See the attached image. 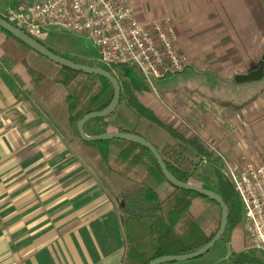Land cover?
Wrapping results in <instances>:
<instances>
[{
    "label": "rangeland",
    "instance_id": "1",
    "mask_svg": "<svg viewBox=\"0 0 264 264\" xmlns=\"http://www.w3.org/2000/svg\"><path fill=\"white\" fill-rule=\"evenodd\" d=\"M20 1L0 0V15L5 16ZM131 1L139 21H170L177 37V50L185 56L187 66L182 73L154 82V89L147 85L149 92L139 96L140 102L166 127L172 126L185 137L199 138L207 150V155L202 156L204 163L199 172L214 178L213 172L218 170L224 180L230 183L226 165L216 153L220 147L227 151L224 153H229L228 158H225L231 164L236 161L242 164L257 162L264 155V77L257 82H234L236 75L256 70L264 57V0H259L260 8L253 7L255 3L249 1L240 10L229 9V5L227 9L214 6L205 9L181 8L178 7L179 2L172 8L171 0ZM3 41L4 37L0 35V62L4 57L1 49ZM41 41L59 55L75 57L87 67L102 66L98 50L85 37L52 29L42 36ZM30 53L34 58L32 63L38 71L46 73L54 66L40 55ZM111 70L117 76L121 72H128L140 77L133 68L126 65L114 66ZM26 78L30 84L29 76ZM51 106L52 104L49 110ZM124 115L145 140L162 149L173 145L195 158L192 156L195 152L193 148L178 142L166 128L147 119H139L131 112L125 114L119 110L113 122L122 123ZM57 132L83 162L89 163L90 169L101 175L93 162L81 155L69 132ZM104 180L105 192L115 193L108 181ZM169 191L170 187L164 185L159 189V195L164 197ZM203 202L201 199L195 200L191 212L198 224L207 229L212 224L210 214L216 209L204 208ZM230 232L231 230L227 232L224 240L228 239ZM228 253V246L219 241L200 258L166 264H227L230 256L238 253L249 254L264 262L262 254L244 248L235 250L229 257Z\"/></svg>",
    "mask_w": 264,
    "mask_h": 264
},
{
    "label": "trees",
    "instance_id": "2",
    "mask_svg": "<svg viewBox=\"0 0 264 264\" xmlns=\"http://www.w3.org/2000/svg\"><path fill=\"white\" fill-rule=\"evenodd\" d=\"M0 17L14 26L4 16L0 15ZM0 35L4 37L1 44L4 53L1 60L3 67L21 86L23 84L13 72V68L16 66L25 68L31 84L29 95L34 100L52 101L48 113L53 126L57 131L69 132L74 137L73 144L79 147L84 159L92 161L97 171L114 189L120 204L126 240L123 264H149L164 256L187 255L201 249L213 238L221 220L219 206L196 193L175 189L169 185L156 160L147 149L119 140L88 143L80 139L77 123L87 114L104 111L112 101L113 89L107 80L96 75L77 73L52 62L54 66L50 67L48 72L38 71L33 64L34 58L30 53L33 52L32 50L1 28ZM29 37L53 54L74 64L85 66L75 57L59 55L41 40ZM91 67L103 69L117 79L120 86V101L110 116L89 120L84 125L85 134L94 137L106 132H119L144 138L129 123L125 115L122 123L113 122V118L120 110L125 114L131 112L139 119H147L159 127L166 128L178 142L193 148L195 152L192 156L195 158H191L173 145L162 149L148 141L161 156L167 171L177 181L201 187L221 197L228 209L226 231L219 240L224 241L227 232L241 223L242 209L232 186L224 180L218 170H214V178L199 172L204 163L202 156L206 154V147L199 138L185 137L172 126L166 127L140 102L139 96L149 92V88L137 74L121 72L120 76H117L104 65ZM164 185H168L170 191L161 197L159 189ZM197 199L204 201V208L216 209L210 214L212 224L207 229L198 224L195 215L191 212L192 204ZM227 264H264V262L249 254L238 253L230 256Z\"/></svg>",
    "mask_w": 264,
    "mask_h": 264
},
{
    "label": "crops",
    "instance_id": "3",
    "mask_svg": "<svg viewBox=\"0 0 264 264\" xmlns=\"http://www.w3.org/2000/svg\"><path fill=\"white\" fill-rule=\"evenodd\" d=\"M249 1L261 7L259 0L170 3L240 10ZM135 17L139 21L136 11ZM13 72L23 86L0 62V264H123L126 240L116 194L105 192L104 178L59 135L48 113L52 102L29 95L24 67ZM224 152L216 151L228 158ZM223 242L227 257L246 249L242 220Z\"/></svg>",
    "mask_w": 264,
    "mask_h": 264
},
{
    "label": "built area",
    "instance_id": "4",
    "mask_svg": "<svg viewBox=\"0 0 264 264\" xmlns=\"http://www.w3.org/2000/svg\"><path fill=\"white\" fill-rule=\"evenodd\" d=\"M4 17L39 40L52 29L85 37L102 65L129 66L151 89L187 67L170 21H138L131 0H21ZM4 115L0 111V118ZM219 160L241 204L246 250L264 257V155L241 166Z\"/></svg>",
    "mask_w": 264,
    "mask_h": 264
},
{
    "label": "water",
    "instance_id": "5",
    "mask_svg": "<svg viewBox=\"0 0 264 264\" xmlns=\"http://www.w3.org/2000/svg\"><path fill=\"white\" fill-rule=\"evenodd\" d=\"M0 28L10 34L12 37L20 41L22 44H24L26 47H28L30 50L35 52L36 54L40 55L41 57L47 59L48 61L63 67L65 69L77 72V73H83L87 75H96L104 78L107 80L113 89V98L110 103V105L101 112H94L85 115L78 123H77V131L80 136V139L84 142L92 143V142H99V141H113V140H119V141H125L129 143L137 144L145 149H147L151 155L156 160L161 173L163 177L165 178L166 182L171 185L175 189H182L186 191H190L193 193H196L202 197H205L209 199L210 201L217 204L221 211V220L220 225L218 228V231L213 236V238L201 249L187 254V255H181V256H164L157 258L150 262L149 264H166V263H177L181 261H189L194 260L197 258L202 257L205 255L209 250H211L216 243L219 242V240L222 238L226 231L227 227V220H228V209L221 197L213 192L207 191L201 187L192 185V184H184L179 181H177L168 171L163 163V160L155 147L145 140L144 138L135 135V134H128V133H119V132H106L103 134H100L98 136L89 137L84 132V125L91 119L96 118H106L114 113L116 110L119 101H120V86L117 81L113 77V75L103 69L100 68H92L87 67L83 65L74 64L68 60H65L52 52H50L45 47L41 46L39 43L35 42L32 38H30L27 34L19 30L18 28L12 26L10 23L6 22L4 19L0 17ZM264 57L259 62L258 67L256 70L250 71L247 74L243 75H236L234 78V82L237 84H243V83H249V82H257L260 81L264 77Z\"/></svg>",
    "mask_w": 264,
    "mask_h": 264
}]
</instances>
